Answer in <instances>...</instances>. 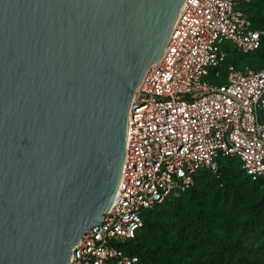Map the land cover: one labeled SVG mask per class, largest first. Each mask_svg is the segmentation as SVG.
<instances>
[{
    "label": "water",
    "instance_id": "obj_1",
    "mask_svg": "<svg viewBox=\"0 0 264 264\" xmlns=\"http://www.w3.org/2000/svg\"><path fill=\"white\" fill-rule=\"evenodd\" d=\"M182 1L0 0V264H70L101 221Z\"/></svg>",
    "mask_w": 264,
    "mask_h": 264
},
{
    "label": "built area",
    "instance_id": "obj_2",
    "mask_svg": "<svg viewBox=\"0 0 264 264\" xmlns=\"http://www.w3.org/2000/svg\"><path fill=\"white\" fill-rule=\"evenodd\" d=\"M239 1H182L160 57L130 100L113 200L101 221L82 232L70 264L134 263L137 257L119 245L141 228L143 210L188 188L199 168L217 172L221 156L236 157L252 179L264 178V64L230 62L225 80H212L227 42L249 53L264 38V26L235 8Z\"/></svg>",
    "mask_w": 264,
    "mask_h": 264
},
{
    "label": "trees",
    "instance_id": "obj_3",
    "mask_svg": "<svg viewBox=\"0 0 264 264\" xmlns=\"http://www.w3.org/2000/svg\"><path fill=\"white\" fill-rule=\"evenodd\" d=\"M247 7L253 25L264 26V0H248ZM248 55L258 63L250 66L264 64V38ZM230 62L237 57L226 56L224 66ZM218 161L217 172L199 168L188 188L143 210L141 228L120 244L137 257L132 264H264V178L252 179L236 157Z\"/></svg>",
    "mask_w": 264,
    "mask_h": 264
},
{
    "label": "rangeland",
    "instance_id": "obj_4",
    "mask_svg": "<svg viewBox=\"0 0 264 264\" xmlns=\"http://www.w3.org/2000/svg\"><path fill=\"white\" fill-rule=\"evenodd\" d=\"M235 8L240 9L242 11H244V9L250 14L252 12L251 9H249L248 7L246 8V1L244 0H240L239 3H237L235 5ZM228 48H226L227 50V55L232 54L235 55L238 59V65L239 66H244L246 64L248 65H252V66H258V63H256V59L252 56V55H248V53H243V52H239L236 49L233 48V45L231 42H227ZM220 72L219 75L217 77H213V82L215 83L216 81H224L225 77H226V66H223L221 68H219ZM205 78H209L208 76H205ZM260 113V121L264 122V109H260L259 111ZM154 246L157 247L158 251H162L163 248L160 245H157L156 243H154ZM251 246L253 250H257L260 251L261 249V245H260V240H258L255 237H252V241H251ZM120 248L121 245H119ZM179 254H177L176 256H178Z\"/></svg>",
    "mask_w": 264,
    "mask_h": 264
}]
</instances>
